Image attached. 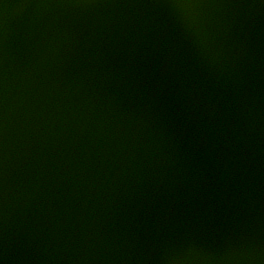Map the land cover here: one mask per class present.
<instances>
[{"label":"water","instance_id":"obj_1","mask_svg":"<svg viewBox=\"0 0 264 264\" xmlns=\"http://www.w3.org/2000/svg\"><path fill=\"white\" fill-rule=\"evenodd\" d=\"M0 264H264V0H0Z\"/></svg>","mask_w":264,"mask_h":264}]
</instances>
